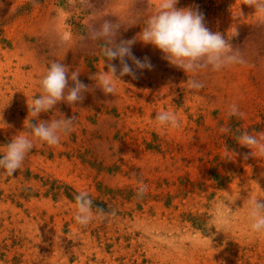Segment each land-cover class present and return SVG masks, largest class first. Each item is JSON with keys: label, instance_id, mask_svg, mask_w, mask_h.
<instances>
[{"label": "rangeland", "instance_id": "rangeland-1", "mask_svg": "<svg viewBox=\"0 0 264 264\" xmlns=\"http://www.w3.org/2000/svg\"><path fill=\"white\" fill-rule=\"evenodd\" d=\"M155 3L93 0L85 9L67 0H0V157L30 131L27 103L52 61L80 72L91 89L82 102L61 101L32 119L74 117V130L54 147L36 142L14 176L0 175V264H264V236L248 218L249 199L264 201V158L235 140L264 133V20L241 0H179L178 8L198 6L245 62L186 74L137 41L132 53L153 69L121 77L116 95H105L89 79L108 63L89 27L102 17L121 22L117 42L131 39ZM111 63L119 69V60ZM189 79L203 89L190 92ZM233 103L242 118H228ZM158 111L174 112L181 126H159ZM140 182L148 191L137 199ZM78 191L90 194L94 212L116 215L81 227ZM218 214L224 223L209 227Z\"/></svg>", "mask_w": 264, "mask_h": 264}, {"label": "clouds", "instance_id": "clouds-1", "mask_svg": "<svg viewBox=\"0 0 264 264\" xmlns=\"http://www.w3.org/2000/svg\"><path fill=\"white\" fill-rule=\"evenodd\" d=\"M69 8L79 5L82 8L94 7L93 0H67ZM149 2V0H148ZM179 0H156L154 11L144 21V27L131 39H121L117 42L122 24L112 22L109 19L100 18L102 22L96 27L92 24L88 29V39L92 42L102 41L100 51L104 57L107 71L95 73L89 79L95 82L94 87L99 88L105 95H116V80L128 75L137 79V70H152L150 58H137L132 53V46L141 42L144 45H152L160 50L162 59L170 66L183 70L186 74L196 73L201 69L210 68L214 72L235 64L245 62L239 49H234L229 39L220 32H212L206 26L204 14L198 6L178 8ZM241 4L254 9L257 18L264 20V0H241ZM240 4V5H241ZM135 21L125 24L131 26ZM126 30V27H125ZM235 32L233 37L236 36ZM69 32H62L60 40L69 42ZM119 60V69L111 61ZM131 60V64L128 63ZM134 65V67H133ZM118 73V75H117ZM80 72L72 71L60 61H52L39 81V95L27 103L28 114L31 117L27 134L15 135L6 144L2 157H0V175L14 176L20 170L28 154L35 147L36 142L54 147L60 144L62 136H67L74 130V117L52 118L49 121L38 120L31 123L32 119L39 117L40 113H47L54 109L61 101L72 107L85 99V93L91 89L89 85L79 79ZM69 81L72 86H69ZM204 84L196 79L187 81V89L198 93ZM228 118H242L244 113L239 110L237 104H230L227 108ZM155 121L161 127L173 129L181 126L177 115L171 111L156 112ZM223 134H231V128L222 127ZM239 132V129L236 130ZM236 142L241 147L251 149L250 155L264 158V133L259 137L248 132H240L235 136ZM245 154V158H247ZM147 185L140 182L136 188L137 199H142L147 194ZM75 200V222L81 227H87L93 220L103 222L116 215L115 209L110 212L96 206L93 211L94 201L87 191H78ZM248 218L251 221V231L264 236V201L257 198L248 201ZM224 223L223 217L218 214L209 225L215 226L216 222Z\"/></svg>", "mask_w": 264, "mask_h": 264}]
</instances>
